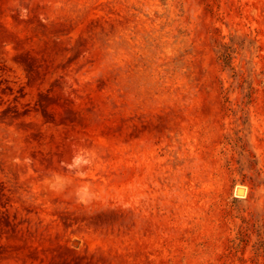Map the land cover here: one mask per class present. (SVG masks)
Wrapping results in <instances>:
<instances>
[{
  "label": "rangeland",
  "instance_id": "1",
  "mask_svg": "<svg viewBox=\"0 0 264 264\" xmlns=\"http://www.w3.org/2000/svg\"><path fill=\"white\" fill-rule=\"evenodd\" d=\"M0 264H264V0H0Z\"/></svg>",
  "mask_w": 264,
  "mask_h": 264
},
{
  "label": "bare ground",
  "instance_id": "2",
  "mask_svg": "<svg viewBox=\"0 0 264 264\" xmlns=\"http://www.w3.org/2000/svg\"><path fill=\"white\" fill-rule=\"evenodd\" d=\"M240 188V187H239ZM245 193V192H244Z\"/></svg>",
  "mask_w": 264,
  "mask_h": 264
}]
</instances>
